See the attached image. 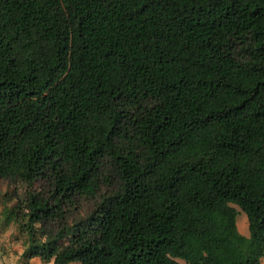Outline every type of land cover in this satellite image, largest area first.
<instances>
[{
    "label": "trees",
    "instance_id": "16d2710c",
    "mask_svg": "<svg viewBox=\"0 0 264 264\" xmlns=\"http://www.w3.org/2000/svg\"><path fill=\"white\" fill-rule=\"evenodd\" d=\"M0 178L90 206L24 262L260 264L264 0H0Z\"/></svg>",
    "mask_w": 264,
    "mask_h": 264
},
{
    "label": "rangeland",
    "instance_id": "374dc122",
    "mask_svg": "<svg viewBox=\"0 0 264 264\" xmlns=\"http://www.w3.org/2000/svg\"><path fill=\"white\" fill-rule=\"evenodd\" d=\"M22 191V186L16 184L15 181L0 178V264H51V261H44L40 255L32 256L29 261L24 262L21 259V253L24 248L30 245H38L40 249L48 246L49 242L56 236L50 232L65 230L60 240L68 239L73 225L87 214L90 206L87 200L82 201L75 209L66 211L61 216V221L59 218L56 220L46 219L45 222L34 220L28 227L26 215L23 214L17 203V196ZM233 205L237 209V228L241 233L248 235L246 214L237 204L233 203ZM10 210L13 211L11 214H9ZM7 216L10 217L7 218ZM65 227L66 229H62ZM67 264H80V262L71 260ZM260 264H264V255L260 259Z\"/></svg>",
    "mask_w": 264,
    "mask_h": 264
}]
</instances>
